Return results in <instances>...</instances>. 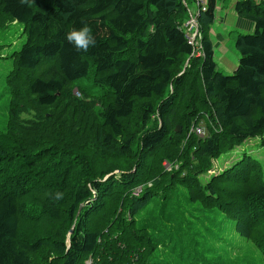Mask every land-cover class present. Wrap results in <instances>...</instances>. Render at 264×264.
I'll list each match as a JSON object with an SVG mask.
<instances>
[{
  "label": "trees",
  "instance_id": "obj_1",
  "mask_svg": "<svg viewBox=\"0 0 264 264\" xmlns=\"http://www.w3.org/2000/svg\"><path fill=\"white\" fill-rule=\"evenodd\" d=\"M195 1L0 0V31L23 37L3 81L0 264H184L218 243L205 224L229 222L264 256L260 161L201 178L264 135V0L234 3L253 30L236 35L230 75L208 35L216 0L197 18L201 48L187 42ZM83 25L96 43L78 52L65 32ZM128 158L133 172L116 163Z\"/></svg>",
  "mask_w": 264,
  "mask_h": 264
},
{
  "label": "rangeland",
  "instance_id": "obj_2",
  "mask_svg": "<svg viewBox=\"0 0 264 264\" xmlns=\"http://www.w3.org/2000/svg\"><path fill=\"white\" fill-rule=\"evenodd\" d=\"M231 2L232 0H217V5L219 7L223 4L221 16L224 17L226 14V18L220 24L219 22H214L209 28V32H212V35L209 36V39L211 42H214H212V44L215 51L214 61L216 63V68L225 75H230L233 72L231 68V62L235 64L238 63L239 60V55L235 49V38L238 33L236 32L234 26L228 28L226 25H231L232 22V15L229 13V11H231ZM193 10L194 9L191 11ZM215 15L216 17L218 16L217 10H215ZM196 25L199 29L198 23ZM20 29V25L13 22L9 24L4 30L0 31V130H3L6 124L9 100L7 93L4 91L3 81L6 73L10 69V55L14 51H17L23 42V37L20 35ZM245 32L248 31H243V33ZM217 37L223 38V50L219 47L220 41ZM199 41L200 36L198 31L195 36V49L201 48ZM226 50H228V52H226ZM220 54L221 56H219ZM222 57L223 60H221ZM226 60H229L230 62H227ZM74 94L76 95L75 91ZM245 155L259 160L264 168V135L261 137L258 136L254 138H248L240 145H235L227 153H223L218 159L211 160V169L208 170L207 174H204L201 178L206 179L208 175L217 174L218 171L228 168L232 163L241 159ZM116 163L118 164V167L124 168L125 170H129L131 172L135 170V165L137 164L136 159L133 158H128L126 162L117 161ZM118 167H113L110 170H119ZM177 189L179 190L180 194L188 193V191L183 186ZM136 191L137 190H135V192ZM177 218L179 217L176 216L175 221H177ZM218 221H223V224L228 222L222 217L218 218ZM220 225L221 224L219 223V227ZM213 228L214 231H211L210 225L205 224L206 230L201 232L204 237L207 235L210 236L209 234H211L218 243L213 242L211 247L202 245V243H198L195 244V246L190 247L189 250H191V254L187 256L186 262L184 264H191L192 261L197 262L198 264H264L263 254L251 240L244 239L242 236L238 235L239 233L235 232L234 228H236V226L229 222L224 226L225 231L221 230L220 228L217 231L215 227ZM86 264H91V262L88 261Z\"/></svg>",
  "mask_w": 264,
  "mask_h": 264
},
{
  "label": "clouds",
  "instance_id": "obj_3",
  "mask_svg": "<svg viewBox=\"0 0 264 264\" xmlns=\"http://www.w3.org/2000/svg\"><path fill=\"white\" fill-rule=\"evenodd\" d=\"M65 39L74 46L76 51H87L90 46H94L96 41L92 35V30L87 25L80 28H70L65 32ZM63 196L62 192H56L55 199L59 200Z\"/></svg>",
  "mask_w": 264,
  "mask_h": 264
},
{
  "label": "crops",
  "instance_id": "obj_4",
  "mask_svg": "<svg viewBox=\"0 0 264 264\" xmlns=\"http://www.w3.org/2000/svg\"><path fill=\"white\" fill-rule=\"evenodd\" d=\"M255 1H258V0H255ZM236 2V0H232V2H231V5H230V10L231 11H229V13H231V15H232V22H231V25L230 24H226L227 25V27L229 28V27H235V30H236V32L238 33V34H246V33H251V31L253 30V25H252V23L250 22V21H248V20H245V19H243V18H240V17H238L237 16V14L235 13V10H234V3ZM216 6H215V10H217L218 11V16L216 17V15H215V21L214 22H219V24L221 23V22H223L224 20H225V18H226V14H225V16L224 17H222L221 16V12H222V8H223V4H222V6H218L217 5V0H216V4H215ZM193 9H195V8H193ZM227 14H228V12H227ZM218 18V19H217ZM248 31V32H245V33H243V31ZM211 33V34H210ZM210 35H212V32L210 31L209 32V36ZM218 38V40L220 41V45H219V47L220 48H222V50L224 49L223 48V42H222V40H223V38H219V37H217ZM213 42V41H212ZM214 43V42H213ZM218 47V48H219ZM226 52H228V50H226ZM222 54V53H221ZM221 54L219 55V56H221ZM214 55H215V51H214ZM221 60H223V57L221 58ZM227 62H230L229 60H226ZM231 64H232V70L234 71L235 70V68H236V65L235 64H237V63H232L231 62Z\"/></svg>",
  "mask_w": 264,
  "mask_h": 264
},
{
  "label": "built area",
  "instance_id": "obj_5",
  "mask_svg": "<svg viewBox=\"0 0 264 264\" xmlns=\"http://www.w3.org/2000/svg\"><path fill=\"white\" fill-rule=\"evenodd\" d=\"M206 10V5H205V2L204 0H196L195 1V9L193 11H190L189 12V18L186 20V22L184 23V33H185V36H186V39H187V42L191 45H193L195 47V36L198 32V27H197V18L199 16V14L202 12V11H205ZM195 133L198 135V136H203L204 135V131L200 128H197L195 130ZM165 166H167L165 164Z\"/></svg>",
  "mask_w": 264,
  "mask_h": 264
},
{
  "label": "water",
  "instance_id": "obj_6",
  "mask_svg": "<svg viewBox=\"0 0 264 264\" xmlns=\"http://www.w3.org/2000/svg\"><path fill=\"white\" fill-rule=\"evenodd\" d=\"M176 130H177V132H179L180 131V127H178Z\"/></svg>",
  "mask_w": 264,
  "mask_h": 264
},
{
  "label": "bare ground",
  "instance_id": "obj_7",
  "mask_svg": "<svg viewBox=\"0 0 264 264\" xmlns=\"http://www.w3.org/2000/svg\"><path fill=\"white\" fill-rule=\"evenodd\" d=\"M196 128V127H195ZM166 164V163H165ZM171 169V168H170Z\"/></svg>",
  "mask_w": 264,
  "mask_h": 264
}]
</instances>
